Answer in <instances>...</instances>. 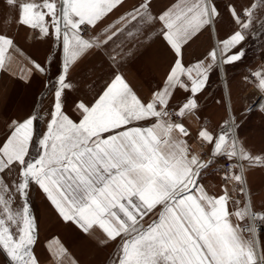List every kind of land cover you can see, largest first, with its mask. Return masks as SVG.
Segmentation results:
<instances>
[{
    "label": "snow or ice",
    "instance_id": "6c2138e0",
    "mask_svg": "<svg viewBox=\"0 0 264 264\" xmlns=\"http://www.w3.org/2000/svg\"><path fill=\"white\" fill-rule=\"evenodd\" d=\"M124 3L5 0L16 23L32 29L37 39L51 40L62 59L50 56L42 65L28 58L20 65L26 76L47 75L53 60L59 67L46 84L51 94L46 130L37 136L38 116L30 114L12 121L0 139V252L9 264H39L30 202L35 186L64 222L100 245H116L112 264H264L257 235L258 225L264 233V212L253 210L250 200L233 198L245 193V169L264 167V155L245 148L227 122L218 133L200 127L195 140L208 151H198L185 123L199 119L197 98L213 68L241 61L246 40L264 39V0H249L239 9L230 0L225 9L234 30L206 60L189 65L183 62L184 46L221 18L215 0H174L155 14L152 0H138L104 25ZM156 25L173 61L148 98L139 97L118 71L99 85L85 80L77 87L71 72L87 53H106L110 68L116 66ZM23 56L13 38L0 33V70ZM250 76L264 93V68ZM85 88L95 92L92 99ZM69 92L84 96L68 103ZM177 92L187 95L173 105ZM220 160L224 165L213 172L221 173L222 192L210 194L201 179ZM48 247L55 264H77L58 239Z\"/></svg>",
    "mask_w": 264,
    "mask_h": 264
},
{
    "label": "crops",
    "instance_id": "0c3cea01",
    "mask_svg": "<svg viewBox=\"0 0 264 264\" xmlns=\"http://www.w3.org/2000/svg\"><path fill=\"white\" fill-rule=\"evenodd\" d=\"M173 2L174 0L171 1V3ZM137 3L138 0H125L122 7L116 9L107 17L104 21V25L114 23L121 14L130 10ZM170 5L168 0H152L151 11L155 14L166 9ZM158 28L159 26L156 25L153 29H146L147 35H142L140 37V41L142 42H139L137 46L133 48L132 54L120 60L116 66L111 68L106 53L96 50L87 53L80 63L72 70L71 78L79 88L85 80L89 83L99 85L102 83L103 77L110 71H118L139 97L142 99L148 98L152 91L163 84L173 61V53L169 50L168 45L163 39L157 35ZM224 28L223 24H218L217 20L213 25L202 29L194 36L183 48L184 64L189 65L199 60H206L208 53L213 48L217 47V36L220 41L221 39L227 38L230 33V31L225 33ZM120 39H123V37ZM39 75L38 73H33L26 76L18 68L0 71V139H3L8 133L12 121H22L30 114H35L36 101L41 97V90L38 89L36 94L37 100L34 102L33 99V103H29L27 108L18 105H13L9 108V94L7 92L9 83L23 84L25 83V78L30 80ZM225 75L226 79H228L226 70ZM221 81L222 75L221 80H218L216 78V68H213L209 74V80L205 90L200 93L197 98L199 109L196 115L199 119L190 117L185 121L186 126L192 133L189 143L198 151H208L207 146L201 148L195 140L196 133L200 127L206 126L210 131L218 133L222 130V126L225 125L226 122L232 125L231 116L234 114V106L232 103L231 87L227 80L230 92L227 95L224 85L222 86L223 82L221 84ZM85 91L88 92V99H92L95 95L94 91H89L87 88H85ZM77 95L83 97L84 92H69L67 102L70 103L71 99ZM185 95H187V93L177 92L172 104L175 105L177 101L182 100ZM228 97H231V103ZM230 104H232L233 113L229 112ZM47 120L48 114H44L43 117H38V120L34 123L37 136L46 130ZM31 152L35 155V149H32ZM219 165L220 161L218 165H213L201 179V183L210 194L218 195L222 192L223 181L220 179V174L219 172H213V169L219 167ZM229 191H231V186H229ZM233 198H235L234 194ZM30 202L38 229L33 252L39 260V264H55L53 255L49 252L48 247L49 242L53 241L54 238L58 239L59 242L67 248L71 257L77 261V264H112V259L116 250L115 244L109 243L108 245H100L96 238L83 234L73 223L64 222L46 200L43 193L35 186L31 189ZM230 209H234V206L230 205ZM233 219L235 220V218ZM148 220L149 217H145V221ZM97 235H99V233ZM0 259L4 260L5 257L0 254ZM65 264H67V260H65Z\"/></svg>",
    "mask_w": 264,
    "mask_h": 264
},
{
    "label": "rangeland",
    "instance_id": "374dc122",
    "mask_svg": "<svg viewBox=\"0 0 264 264\" xmlns=\"http://www.w3.org/2000/svg\"><path fill=\"white\" fill-rule=\"evenodd\" d=\"M171 1L168 0L170 4H172ZM215 2L221 12L218 24H223L225 33L228 31L231 33L235 25L225 9L230 0H215ZM231 2L238 9L249 4V0H231ZM15 15V11L7 7L5 0H0V33H6L12 37L18 49L24 54L23 59H18L17 63L12 64L11 68L20 69V65L28 58L34 59L42 65L45 64L46 58L50 56H61L62 59V55L57 51L51 40L37 39L36 33L32 29L16 23ZM240 47L244 48L246 52L243 59L234 64L223 65L224 74L226 70L228 75L226 87L228 89V80L234 106V128L232 127V131L236 136L238 135L240 143L253 154L264 155V108H262V105H264V93L257 88L250 76L251 72L264 68V39L250 38ZM58 67L57 61L53 60L47 75L35 76L30 80L25 78L26 80L23 84L9 83L7 91L9 94V108L13 105L27 108L29 103H33V99L34 102L37 100L36 94L39 89L41 90V97L36 101L35 114L38 117H43L44 114L47 115L50 108L51 94L46 84L49 80L56 77ZM246 77H248L247 80L245 79ZM216 78L221 80L220 67L216 68ZM230 106L233 113L232 104ZM245 170L253 208L255 211L264 212V167H252ZM234 197V199L239 198L241 201L246 200L245 193L239 196L234 194ZM259 228L260 226L258 225V230ZM259 237L261 245L264 246V233L259 231ZM0 254L5 257L4 260L0 259V264H9V261L6 260L8 259L6 255L2 252Z\"/></svg>",
    "mask_w": 264,
    "mask_h": 264
},
{
    "label": "bare ground",
    "instance_id": "6f19581e",
    "mask_svg": "<svg viewBox=\"0 0 264 264\" xmlns=\"http://www.w3.org/2000/svg\"><path fill=\"white\" fill-rule=\"evenodd\" d=\"M218 43H219V38H218V36H217V45H218ZM223 68H224L223 65H221V66H220V71H221V75H222V81H223V85H224V88H225V92H226V94L228 95V94H229V91H228V89H227V87H226V77H225L224 69H223ZM222 73H223V74H222ZM228 98H229V100H230V97H228ZM230 103H231V100H230ZM229 112H232V108H231V106H230V111H229ZM231 119H232L231 124L233 125V128H234V116H233V115L231 116ZM245 174H246V173H245ZM245 181H246V183H245V185H244V188H245V197H246V200H250L251 206L253 207V205H252V200H251V196H250V189H249V186H248V183H247L246 175H245ZM253 210H254V208H253ZM257 235H258V237H259L258 226H257ZM259 243L261 244L260 237H259ZM261 246H262V245H261Z\"/></svg>",
    "mask_w": 264,
    "mask_h": 264
},
{
    "label": "built area",
    "instance_id": "2783aa9c",
    "mask_svg": "<svg viewBox=\"0 0 264 264\" xmlns=\"http://www.w3.org/2000/svg\"><path fill=\"white\" fill-rule=\"evenodd\" d=\"M224 163H225L224 160H220V165H219V167H222V166L224 165ZM219 173H220V172H219ZM220 175H221V173H220Z\"/></svg>",
    "mask_w": 264,
    "mask_h": 264
}]
</instances>
